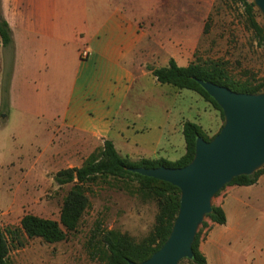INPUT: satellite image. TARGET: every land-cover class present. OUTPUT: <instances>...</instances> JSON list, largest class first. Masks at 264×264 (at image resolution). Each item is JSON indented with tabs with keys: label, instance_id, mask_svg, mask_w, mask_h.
<instances>
[{
	"label": "crops",
	"instance_id": "1",
	"mask_svg": "<svg viewBox=\"0 0 264 264\" xmlns=\"http://www.w3.org/2000/svg\"><path fill=\"white\" fill-rule=\"evenodd\" d=\"M163 6L192 17V0H1L15 45L9 106L17 103L12 91L21 75L27 94L34 93L25 96V113L47 121L62 157L72 151L86 158L110 139L132 161L178 160L186 152L183 123L189 120L183 109L175 112L182 89L158 82L149 67L168 66L172 58L187 66L182 60L195 48L178 50L169 32L160 31ZM1 87L0 80V98ZM205 102L195 123L211 137L221 128L220 111ZM213 205L227 220L206 218L200 249L207 263L264 264V171L255 184L226 185Z\"/></svg>",
	"mask_w": 264,
	"mask_h": 264
},
{
	"label": "rangeland",
	"instance_id": "2",
	"mask_svg": "<svg viewBox=\"0 0 264 264\" xmlns=\"http://www.w3.org/2000/svg\"><path fill=\"white\" fill-rule=\"evenodd\" d=\"M167 9L163 6L160 12V31L169 32L178 50L188 45L195 48L183 63L218 61L237 80L264 81V39L250 27L249 14L241 0H192V17L187 18L183 13L169 14ZM8 65L9 57L4 50L0 61V225H19L27 213L58 220L71 184L57 185L54 175L60 169L80 166L87 157L83 154L76 158L77 153L72 151L62 157L57 143L51 142L52 131L47 121L33 112L25 113V96L34 93L27 94L20 74L12 91L17 103L15 107L9 106L10 81L5 76ZM21 71L24 70L20 67ZM5 84L7 98L3 93ZM205 105L196 92L182 89L175 112L183 109L186 118L196 122ZM156 107L157 104L142 113L140 124L148 121ZM219 119L222 126L220 112ZM206 122L209 120L205 119L203 124ZM88 195L90 206L77 229L67 234L66 239L55 243L41 238L26 239L23 247L11 250L10 264H103L91 254L90 241L97 227L126 232L140 241L155 225L159 199L141 188L136 178L99 180L90 185ZM181 264L191 261L183 259Z\"/></svg>",
	"mask_w": 264,
	"mask_h": 264
},
{
	"label": "trees",
	"instance_id": "3",
	"mask_svg": "<svg viewBox=\"0 0 264 264\" xmlns=\"http://www.w3.org/2000/svg\"><path fill=\"white\" fill-rule=\"evenodd\" d=\"M241 1L249 14L250 27L258 36L264 39V19L259 10L252 0ZM259 18L263 21H260ZM0 37L6 56L9 57L8 71L5 73L9 83L15 45L12 29L3 15L1 7ZM149 70L157 81L162 84H171L178 89L192 90L201 95L220 111L223 120L224 116L220 106L203 89L198 79L212 81L237 92L259 93L264 91V81L253 83L247 80H237L231 77L226 66L218 61L203 62L194 60L187 66H179L172 58L168 66L149 67ZM3 93L4 98H7V84L3 88ZM183 135L186 152L176 161L165 158H142L138 161H132L128 156L119 154L112 140L106 139L103 145L91 152L80 166L58 170L54 175L55 183L59 186L71 184L64 197L59 219L55 220L27 213L21 218L19 225L5 227L0 225V264H10L11 250L23 247L26 239L41 238L48 243L60 242L66 239L67 234L77 229L90 206L88 195L90 185L109 177L114 179L136 178L140 182L141 188L150 191L159 199L158 213L153 229L140 241H136L126 232L97 227L90 241L93 247L92 258L103 264H129V261L140 263L148 259L164 244L171 232L180 208V189L169 182L143 176L131 172L129 169L134 167L156 168L159 166L183 167L194 157L197 137L202 136L206 140L214 137L208 136L198 123L189 120L183 123ZM263 171L264 166L252 175L235 177L228 185L255 184ZM206 218H210L218 224H224L227 220L223 208L215 205H213L212 212ZM206 218L200 226L193 244V258L187 259L191 261V264H208L200 249L202 230L207 225Z\"/></svg>",
	"mask_w": 264,
	"mask_h": 264
},
{
	"label": "water",
	"instance_id": "4",
	"mask_svg": "<svg viewBox=\"0 0 264 264\" xmlns=\"http://www.w3.org/2000/svg\"><path fill=\"white\" fill-rule=\"evenodd\" d=\"M264 19V0H252ZM218 103L224 123L210 140L196 139L193 159L183 167H134L129 170L171 183L180 189V208L164 244L148 259L129 264H180L193 258V244L203 221L213 210V199L240 175L264 166V91L237 92L198 79Z\"/></svg>",
	"mask_w": 264,
	"mask_h": 264
},
{
	"label": "built area",
	"instance_id": "5",
	"mask_svg": "<svg viewBox=\"0 0 264 264\" xmlns=\"http://www.w3.org/2000/svg\"><path fill=\"white\" fill-rule=\"evenodd\" d=\"M82 54H85V55H86V54H87V52H83Z\"/></svg>",
	"mask_w": 264,
	"mask_h": 264
}]
</instances>
